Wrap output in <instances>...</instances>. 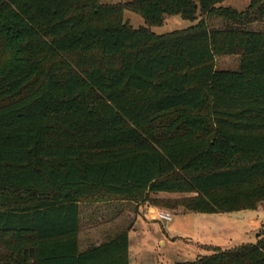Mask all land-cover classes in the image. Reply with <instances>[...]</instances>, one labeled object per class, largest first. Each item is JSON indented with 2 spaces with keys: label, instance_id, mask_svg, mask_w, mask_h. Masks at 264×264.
Instances as JSON below:
<instances>
[{
  "label": "trees",
  "instance_id": "obj_1",
  "mask_svg": "<svg viewBox=\"0 0 264 264\" xmlns=\"http://www.w3.org/2000/svg\"><path fill=\"white\" fill-rule=\"evenodd\" d=\"M221 1L0 0V264H128L126 230L80 250L87 200L264 201V0ZM170 15L196 22L150 29ZM210 249L173 264H264V230Z\"/></svg>",
  "mask_w": 264,
  "mask_h": 264
},
{
  "label": "rangeland",
  "instance_id": "obj_2",
  "mask_svg": "<svg viewBox=\"0 0 264 264\" xmlns=\"http://www.w3.org/2000/svg\"><path fill=\"white\" fill-rule=\"evenodd\" d=\"M103 3H117L124 0H100ZM250 0H222L219 5L243 10ZM123 18L133 27L146 26L143 17L129 10ZM196 21L184 19L179 15L165 16L159 25L150 26L157 33H167L186 28ZM210 25L218 26L221 19L208 20ZM264 28V18L252 24ZM239 64L237 55L219 56L215 59L216 68L236 69ZM171 196H179L173 194ZM160 209L173 211L169 221L156 217V207L146 206L143 213L133 202L110 200H87L80 203L79 246L90 247L110 238L133 222L128 229V248L130 264H173L193 261L197 257L211 253V247L226 250L242 243H255L257 233L264 230V201L256 209H243L221 213L186 212L181 207L173 209L159 206ZM129 212V215L126 213ZM90 243H86L87 239Z\"/></svg>",
  "mask_w": 264,
  "mask_h": 264
},
{
  "label": "crops",
  "instance_id": "obj_3",
  "mask_svg": "<svg viewBox=\"0 0 264 264\" xmlns=\"http://www.w3.org/2000/svg\"><path fill=\"white\" fill-rule=\"evenodd\" d=\"M162 195H164V194H163V193H159V194H158V196H162ZM120 201H122V200H120ZM125 202H126V201H125ZM149 205H151V204L145 203V204H143V205H140V206L138 207V209H139V213H143L145 207H146V206H149ZM153 206H154V205H153ZM154 207L159 208V207H157V206H154ZM129 214H130L129 212L126 213V215H129ZM132 224H133V222L130 223L129 225H127L126 227H124V229H121L120 231H122V230H126V231H127V234H128V232H129L128 229L132 227ZM118 232H119V231H118ZM118 232H115L112 236H110V238L113 237V236H114L115 234H117ZM108 239H109V238H108ZM108 239H105L104 241H106V240H108ZM85 242H86V243H90L91 240L88 238ZM95 242H96V243H94V245H99L102 241H100V240L97 238ZM78 243H79V240H78ZM128 245H129V244H128ZM79 248H80V250H84V249H86L87 247H86V248H83L82 246H79ZM128 264H130L129 248H128Z\"/></svg>",
  "mask_w": 264,
  "mask_h": 264
},
{
  "label": "built area",
  "instance_id": "obj_4",
  "mask_svg": "<svg viewBox=\"0 0 264 264\" xmlns=\"http://www.w3.org/2000/svg\"><path fill=\"white\" fill-rule=\"evenodd\" d=\"M173 211L156 208V217L162 221H169L173 217Z\"/></svg>",
  "mask_w": 264,
  "mask_h": 264
}]
</instances>
